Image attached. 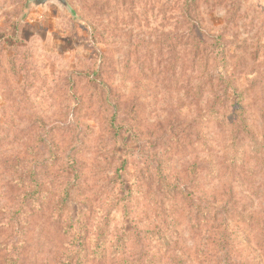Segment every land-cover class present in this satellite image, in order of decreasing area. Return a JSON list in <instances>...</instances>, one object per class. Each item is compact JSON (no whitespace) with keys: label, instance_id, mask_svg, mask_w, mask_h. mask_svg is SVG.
<instances>
[{"label":"rangeland","instance_id":"1","mask_svg":"<svg viewBox=\"0 0 264 264\" xmlns=\"http://www.w3.org/2000/svg\"><path fill=\"white\" fill-rule=\"evenodd\" d=\"M67 1L73 14L0 0V245L20 244L18 264H67L69 215L83 213L88 230L114 218L84 264H125L108 202L126 161L143 228L130 259L264 264V0H194L192 24L187 0ZM211 48L225 66L206 65ZM220 72L244 92L238 134L222 86L198 90ZM22 199L28 213L8 226Z\"/></svg>","mask_w":264,"mask_h":264},{"label":"trees","instance_id":"2","mask_svg":"<svg viewBox=\"0 0 264 264\" xmlns=\"http://www.w3.org/2000/svg\"><path fill=\"white\" fill-rule=\"evenodd\" d=\"M193 1L194 0H187L184 6L183 16L185 17V21L187 24H192L193 21ZM191 29L193 30V28ZM199 44L201 45V41L199 43V41L193 39V45H195V54L199 51ZM214 50L215 49L211 48L210 54L206 56V65H208V61L210 60V58L213 57L218 62L222 61L223 65L225 66L226 53H220L219 51H217L216 54H214ZM208 85L212 88L215 86H222V92L220 93V95H216V97H218L216 101L220 103H225V101H229L231 103L232 115L235 116V125L233 127V129L236 130L235 133L238 134L239 131L247 130L248 118L245 111V100L243 95L244 92L239 90L234 80H232L229 75L223 74L222 72L214 75L209 74L206 81L199 85L198 90L202 93L203 89ZM125 162L126 161H121L123 169H125ZM122 168H118V170L116 171L120 179L123 176V179H121L120 181L122 190L120 191V193H118V195H116L117 197L109 199L108 202V206L112 207V209L115 210L120 208L122 211L121 222H123V224H121V229L123 232L113 242V245L115 246L117 252H119L118 255L120 253L123 254L125 264H142V258H140V256L137 257V254H133L132 259H130V255H128L130 254L129 247L132 246V244L140 238L143 228L140 227L138 220L130 213V202L133 194V185H131L129 181L124 179V172ZM19 183L22 184L20 180ZM157 189L166 190L168 192L178 189V187L176 185H173L172 183L165 181V184L158 186ZM30 195L32 194L30 193L27 197H29ZM28 201H26V199H22V201L20 200V203L17 208L10 209L8 226L12 224H14L15 226L20 222L21 216H24L28 213V207L25 208L28 204ZM65 208L66 206L63 205L60 207L58 216L64 213ZM108 219L109 218L106 217L105 220L101 221L100 217L98 220L95 221L94 229L88 230V226L84 222L83 213H79L76 218H73L72 215H69V220L73 221V223L70 225V231L73 232V238L71 242L67 243L66 246V248L70 250L69 255L66 256L67 264H84V256L86 251L92 249L93 254H95L101 249L104 242L108 240V237L110 235V232H108V223L109 221L111 223V221L113 222L114 220V218L109 220ZM18 246H20V244L14 242H5L0 245V251H2L3 249L7 251L8 255L5 260L6 263L18 264L20 259V252ZM227 263L228 261L225 262V264Z\"/></svg>","mask_w":264,"mask_h":264},{"label":"water","instance_id":"3","mask_svg":"<svg viewBox=\"0 0 264 264\" xmlns=\"http://www.w3.org/2000/svg\"><path fill=\"white\" fill-rule=\"evenodd\" d=\"M49 2H56V3L60 4L62 7H65L72 14L74 13L67 0H29L30 5L32 4L34 6H42V7H45L47 5V3H49Z\"/></svg>","mask_w":264,"mask_h":264}]
</instances>
